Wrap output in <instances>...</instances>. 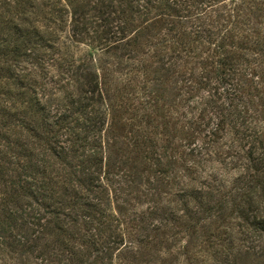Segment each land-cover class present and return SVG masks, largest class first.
Instances as JSON below:
<instances>
[{"label":"trees","instance_id":"16d2710c","mask_svg":"<svg viewBox=\"0 0 264 264\" xmlns=\"http://www.w3.org/2000/svg\"><path fill=\"white\" fill-rule=\"evenodd\" d=\"M164 255L264 264V0H0V264Z\"/></svg>","mask_w":264,"mask_h":264},{"label":"rangeland","instance_id":"374dc122","mask_svg":"<svg viewBox=\"0 0 264 264\" xmlns=\"http://www.w3.org/2000/svg\"><path fill=\"white\" fill-rule=\"evenodd\" d=\"M163 257H166V259H163ZM163 257L159 258L158 263L156 264H162L165 262H163L164 260H171V258L168 256V255H164ZM4 264H21L19 260H10V259H6L4 261ZM166 264H185V260H184V257L183 256H180V259L179 261H173V262H169V263H166Z\"/></svg>","mask_w":264,"mask_h":264}]
</instances>
